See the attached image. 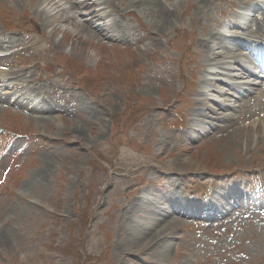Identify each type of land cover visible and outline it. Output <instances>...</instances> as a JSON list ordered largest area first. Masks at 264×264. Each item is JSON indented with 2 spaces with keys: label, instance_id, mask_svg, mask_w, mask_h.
<instances>
[{
  "label": "rangeland",
  "instance_id": "obj_1",
  "mask_svg": "<svg viewBox=\"0 0 264 264\" xmlns=\"http://www.w3.org/2000/svg\"><path fill=\"white\" fill-rule=\"evenodd\" d=\"M65 1L52 6L46 0H0L12 18L22 10L33 17L17 31L0 25V71H11L16 86L10 93L0 88L4 89L0 90V264H264V129L259 125L263 116L251 122L258 131L252 130L254 126L232 130L249 123L243 114L257 104L215 92L207 96L203 80L208 74L196 54L203 29L210 32L215 20L229 25L233 13L226 6L241 8L247 2L215 0L206 12L195 0L180 2L175 17L172 8L167 30L157 26L154 6H133L137 0H125V7L124 0H115L114 12L108 0H102L106 19L93 20L90 27L85 26L87 12L73 14ZM85 4L89 7L81 9L91 7L88 1ZM61 10L75 21L60 20L69 17ZM124 11L130 12L121 17ZM134 17L142 20L145 29ZM112 19H121L122 27L115 38H104L103 29L113 26ZM260 24L263 31L264 23ZM41 27L45 29L39 34ZM59 50L82 65L70 59L85 92L51 63V51ZM140 64V79L127 85L125 77ZM83 68L90 69L89 74ZM105 78L111 80L109 86L97 98L91 97ZM195 79L198 87L193 92ZM177 94L182 103L175 102ZM127 96L148 98L158 107L143 114L113 151L110 144L117 146L118 135L116 129L110 130L115 123L112 116L127 107ZM162 96L169 107L162 108ZM212 98L233 101L243 119L235 124L221 121L232 114L236 118L238 110L226 109L214 116ZM25 103L48 111L33 114ZM177 104L174 113L171 108ZM132 109L136 111L138 105ZM6 110L17 113L40 138L25 145L14 137L2 141L9 132L4 128ZM243 129L245 133L239 132ZM40 140L44 144L32 154ZM95 153L108 165L113 163V172L102 159L93 158ZM27 159L24 173L11 177V171H22ZM203 183L217 186L221 194L214 198L211 193L205 200L190 198L189 190L200 192ZM188 199L190 204L179 203ZM157 207L166 209L164 219L156 215ZM168 236H173L170 248Z\"/></svg>",
  "mask_w": 264,
  "mask_h": 264
},
{
  "label": "bare ground",
  "instance_id": "obj_2",
  "mask_svg": "<svg viewBox=\"0 0 264 264\" xmlns=\"http://www.w3.org/2000/svg\"><path fill=\"white\" fill-rule=\"evenodd\" d=\"M66 1H67L68 5L70 4L69 6L71 7V10H77L78 8L89 7L85 3L77 4L76 0H66ZM190 1H192V0H137L136 2L133 3V6L135 4L143 5V6H146L148 8L154 6L152 11H153L154 17L156 18L157 26L159 27V29L166 27V29L168 30V26L172 22V18H173L172 8H175V6H177V4L180 2H190ZM195 1L198 3L199 8H203V12H206L205 9L207 8V6H209V5L211 6L213 3H215V0H195ZM46 2L49 5L53 4L52 6L55 5V0H46ZM88 2H89V0H88ZM114 2H115V0H108L107 1V5L111 7L112 12L115 11V9L113 8ZM100 4H102V3L101 2L97 3V6H99ZM126 4L127 3L124 0L121 3V6L125 7ZM241 8L242 9L238 10L237 14L233 18V20L235 22L234 26L221 25L220 28L218 29L217 23H216L210 32H208V30L206 28L203 29L202 33H203L204 38H203V40H201L199 42L200 49L197 50L196 54L203 59V61H204L203 66H205L206 69L208 67H211L210 70L208 71V73L210 74V76L212 78L207 79L206 77H204L205 79L203 80V82H207V80H211L214 83L213 85L210 86V88H211L210 91H213V92H215V94L217 93V94L223 96L226 94V91L223 90V88H226V90H228V91L233 90L235 92H240L242 90V92L244 93L242 98L237 97L235 95H233V97L236 98V100L238 99L239 101H241V99H243V101L244 102L246 101L247 103H250V100H253V103L257 104V106L254 107V109H252V108L247 109L248 114L252 116L256 113L257 110L261 109L264 106V79H261L263 77H261L259 75V73H261L262 70H260L259 73H256V72L252 73L251 69L248 68V65H251L252 68H258V67L264 68V47L262 46L260 41L255 40L256 36H257L258 38H260L261 40L264 41V29H263L262 33H260L259 30L255 32V31L251 30L250 25L253 23V17L255 16V13L259 10L261 11V14H262V19L260 20V23H264V0H254L252 3H243V6L241 5ZM129 12H125V11L121 12L120 16L124 17L125 15L129 14ZM56 14H58V13H56ZM88 17H90L91 20L97 19V20L103 21L106 19V14H104V12H102V9H100V10L93 9V11H91L89 13ZM48 20L45 19L44 22L46 24L50 25L52 23V21L51 20L48 21ZM60 20L67 22V23H73V21L71 20V17H67V16L62 17ZM113 20L114 19H112L111 21H113ZM90 22L91 21H89L85 26L90 27ZM111 24L113 25L112 27H109L107 30L103 29V32H105V35L103 36L104 38H108V39H111V38L113 39V37L115 38V32L117 30L119 31V28L122 27L123 23H121V19H120V21H113ZM82 27H84V25ZM233 28H236L235 30L238 31V36L233 35ZM83 29L86 30L85 28H83ZM84 32H86V31H84ZM86 34L95 36L94 32L91 33L88 31V32H86ZM120 35H121V33H120ZM252 42H255V43H252ZM229 45L233 46V48H230ZM245 48L247 49L246 50L247 52L243 51ZM206 69L203 70V67H202L203 71H206ZM11 75H12L11 73L5 74V73L0 72V83L3 82V84L0 85V88L3 87L5 89H7L8 91L10 89L9 86H12V88H13V84H15L13 81H12V84L7 83V81L10 80V78H7V77H11V80L13 79L14 76H11ZM19 79H21V78H19ZM242 79H246L247 81L239 82ZM259 79L261 80L260 82L258 81ZM215 84H217V86H215ZM255 87L257 88L256 89L257 91H255ZM3 88L0 90H4ZM9 93H10V91H9ZM199 94L202 95L203 92L199 91ZM206 98L207 97H205L203 99H206ZM17 99H19V97H17ZM260 99H261V102H260ZM204 102H207V101H204ZM226 102H228V103L222 104V103L216 102L214 100L213 104L215 105V109H211L212 114H214V116H215V115L219 114L222 110H226L228 108H230L232 110V112H235L237 109L238 110L237 114H235V115H237L236 118L233 117L232 116L233 114H232L230 117H223V120L225 122L230 121L231 123L235 124L236 121L243 119L242 118L243 116L241 114H239V108L238 107L236 108L235 106H232L231 104H229V102H231V100H229L227 98H226ZM211 104H212V102H208V103H206V106L210 107ZM30 110L32 112L35 111L36 113H39V114L43 113L45 111H48V109H44V107L39 106L38 104L36 107L32 106L30 108ZM262 118H263V121H260V123H259L260 126L262 125L261 128L259 127L260 129H262L261 131H263V129H264V116ZM244 127H246V128L253 127L252 130L258 131V128L256 129L255 125L252 124L250 121L246 126L234 125L232 130H236V129H240V128H244ZM246 130L247 129L239 130V132L245 133ZM234 132H237V131H234ZM249 132H250V130H249ZM247 135H249V134H247ZM163 210H166V209H164V208L161 209L160 207H157L156 215L160 216L162 219L165 218L164 213H166ZM151 211H152L151 214H153L154 208L151 209ZM152 220H154V224H157L155 221L156 219H152ZM166 233H167V231H166ZM166 238L169 240L170 244H168V247L170 248L173 245V243L171 241V239H173V236H170V237L168 236ZM164 258L166 259L167 256H164Z\"/></svg>",
  "mask_w": 264,
  "mask_h": 264
}]
</instances>
